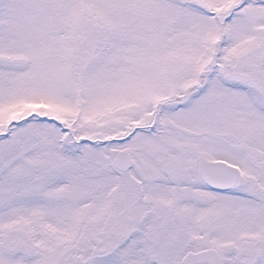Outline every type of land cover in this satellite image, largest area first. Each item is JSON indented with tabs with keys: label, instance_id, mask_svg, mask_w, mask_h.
<instances>
[{
	"label": "snow or ice",
	"instance_id": "1",
	"mask_svg": "<svg viewBox=\"0 0 264 264\" xmlns=\"http://www.w3.org/2000/svg\"><path fill=\"white\" fill-rule=\"evenodd\" d=\"M0 264H264V0H0Z\"/></svg>",
	"mask_w": 264,
	"mask_h": 264
}]
</instances>
